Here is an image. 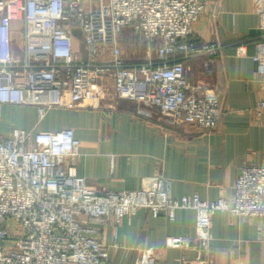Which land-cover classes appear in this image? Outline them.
<instances>
[{
	"label": "built area",
	"instance_id": "built-area-1",
	"mask_svg": "<svg viewBox=\"0 0 264 264\" xmlns=\"http://www.w3.org/2000/svg\"><path fill=\"white\" fill-rule=\"evenodd\" d=\"M204 10L200 0H0V120L6 104L35 105L40 118L48 108L96 104L100 81L110 76L116 96L136 102L140 115L157 110L169 126L215 129L222 100L210 86L192 85L186 74V60L222 49L191 39ZM255 10L262 33L252 58L263 84L253 112L264 126V0H255ZM16 20L22 21V48L13 39ZM127 27L149 44L142 61L130 62L123 54L119 35ZM78 41L84 51L76 49ZM237 53L246 55L247 43ZM80 147L73 128L34 133L14 127L0 133V264H111L109 251L119 245L122 219L141 208L170 219L179 208L195 209L196 235L172 236L168 244L208 254L171 262L146 249L136 264H211L209 247L198 244L214 238L212 217L219 210L258 218L264 233V158L242 164L231 200H205L198 193L177 199L162 175L145 177L133 190L90 189L76 170ZM107 222L115 231L110 244L99 236V225Z\"/></svg>",
	"mask_w": 264,
	"mask_h": 264
},
{
	"label": "crops",
	"instance_id": "crops-1",
	"mask_svg": "<svg viewBox=\"0 0 264 264\" xmlns=\"http://www.w3.org/2000/svg\"><path fill=\"white\" fill-rule=\"evenodd\" d=\"M200 1L205 10L191 39L197 46L216 42L222 49L213 56L186 60V74L192 85H208L222 100L224 113L215 129L205 131L189 123L169 126L157 110L151 116L140 115L136 102L116 96L114 79L108 76L100 81L96 104L81 101L48 108L43 118L35 105H4L0 133L8 135L14 127L34 133L73 128L81 140L76 170L98 193L138 189L145 177L162 175L170 179L174 198L198 193L205 200H231L242 164L264 158V126L253 112L262 98L263 80L252 58L261 40L260 15L255 0ZM21 25L20 20L13 23V39L20 48ZM75 33L80 37L78 30ZM78 43L76 49L84 51ZM242 43H247L246 55L237 53ZM109 49L105 47L106 55ZM196 225L195 209L179 208L170 219L141 208L122 219L119 245L110 248L109 261L136 264L146 249H154L161 260L195 261L208 253L170 246L168 239L193 237ZM99 226V236L112 243L114 226L109 222ZM211 229L214 238L198 244L209 247L211 264H264V233L258 218L219 210Z\"/></svg>",
	"mask_w": 264,
	"mask_h": 264
},
{
	"label": "rangeland",
	"instance_id": "rangeland-1",
	"mask_svg": "<svg viewBox=\"0 0 264 264\" xmlns=\"http://www.w3.org/2000/svg\"><path fill=\"white\" fill-rule=\"evenodd\" d=\"M75 29L80 32V29L75 26ZM120 44L123 50V54L125 58L130 59V62L142 61L149 48V44L147 41L142 37V35L136 33L132 27L125 28L119 35ZM79 44V43H78ZM82 49V42H80ZM159 43H155L152 45L153 51L156 50ZM202 84V83H200Z\"/></svg>",
	"mask_w": 264,
	"mask_h": 264
}]
</instances>
